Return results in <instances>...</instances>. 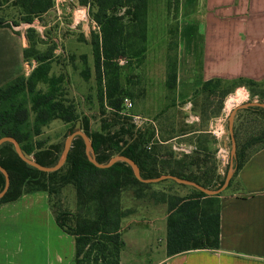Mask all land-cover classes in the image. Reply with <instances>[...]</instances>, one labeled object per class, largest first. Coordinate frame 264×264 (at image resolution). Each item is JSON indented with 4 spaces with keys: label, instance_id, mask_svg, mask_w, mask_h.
I'll use <instances>...</instances> for the list:
<instances>
[{
    "label": "rangeland",
    "instance_id": "obj_1",
    "mask_svg": "<svg viewBox=\"0 0 264 264\" xmlns=\"http://www.w3.org/2000/svg\"><path fill=\"white\" fill-rule=\"evenodd\" d=\"M166 1L168 20L171 23L163 52L159 51L161 32L152 29L149 32L150 39L147 41V30H143L137 24L132 26L134 23L124 18L121 22L124 31L112 52L111 60L106 61L101 69L100 84L93 68L91 35L100 37L101 33L99 25L92 18L95 12L92 7L87 9V17L95 24L94 29L91 24L87 27L88 22L84 18L76 27H71L72 12L76 19L81 18L84 14L83 7H86L79 4L78 0L61 9V13L70 10L71 14L64 17L62 14L58 17L56 12L52 11V7L44 14L28 16L24 14L26 11L22 0H0V21L23 39L25 50L30 49L34 56L45 58L47 73L43 82L38 84V88L42 91L52 90L56 98L70 106L78 117L71 124L54 120L45 126L37 139L44 143L45 148L55 144L63 146L68 135L77 130L83 131L80 119L85 116L91 132L115 136H120L123 132L122 141L138 147L142 180L173 175L181 179L194 180L193 182L198 181L197 183L204 188L217 190L222 185L230 165L228 116L234 108L247 102L264 103V82L227 84L204 91L197 107L199 109L197 113L200 115L198 127L194 128L201 130L196 142L202 152L193 154L194 152H191L193 149H189L187 145L184 149H175L172 139L178 134L193 130L194 126L190 127L188 112L183 113L172 106V93L167 89L171 80L167 77L164 79L163 94L156 84V79L151 80L146 76L147 71L156 70L155 63H146V56L153 58L159 53L166 56L168 77L172 72L176 9L173 8L174 0ZM125 10L119 8L113 14L122 16ZM28 18L31 20L30 23L26 21ZM25 62L31 72L38 65L32 58L25 59ZM235 116L236 160L233 161L232 167L236 172L237 165L246 156V151L264 146V109H242L237 111ZM213 118L216 125L210 126ZM29 120H33L31 113ZM221 138L226 140V148L218 145L216 152L215 145L219 144ZM213 157H216L218 162L215 168ZM223 161L225 165H222ZM120 166L123 168L121 171L113 174L111 178L107 177L110 178L109 182L114 192L104 201L108 207L120 209L123 243L130 227L134 225L140 227L146 225L149 219L157 221L163 219L158 217L165 213L168 215L167 202L195 197L197 205L195 213L205 218L207 214L212 215L215 212L218 205L217 197L226 191L210 199L200 198L196 197L199 193L194 188L179 185L171 180L145 184L129 174L131 171L129 166ZM68 169L66 164L57 173L51 172L52 174L40 177L38 185H27L23 189L25 192L40 188L49 191L50 208L60 216L65 229H70L73 225L72 219L75 221L77 214L80 218H92L95 215L91 203H86L82 206L83 209L77 207L74 187L70 181L66 182Z\"/></svg>",
    "mask_w": 264,
    "mask_h": 264
},
{
    "label": "crops",
    "instance_id": "obj_2",
    "mask_svg": "<svg viewBox=\"0 0 264 264\" xmlns=\"http://www.w3.org/2000/svg\"><path fill=\"white\" fill-rule=\"evenodd\" d=\"M166 8V0H147L146 40L152 29L161 32L162 52L171 23ZM175 15L176 74L171 104L188 112L190 127H194L172 140L175 149L187 145L196 154L202 152L196 142L201 130L194 128L200 119L197 107L203 85L215 81L227 85L240 79L264 82V0H178ZM24 48L20 36L0 27V87L30 75ZM146 63H155L156 70L147 71L146 76L156 79L164 94L165 54L147 55ZM214 123L213 118L210 126ZM236 127L235 116L234 132ZM218 145L226 148V140H219L216 152ZM245 154L226 191L217 197V248L167 256L165 213L158 217L163 219L129 228L120 264H264V146ZM214 159L215 168L218 162ZM73 257V239L57 226L46 192L24 194L0 204V264H74Z\"/></svg>",
    "mask_w": 264,
    "mask_h": 264
},
{
    "label": "trees",
    "instance_id": "obj_3",
    "mask_svg": "<svg viewBox=\"0 0 264 264\" xmlns=\"http://www.w3.org/2000/svg\"><path fill=\"white\" fill-rule=\"evenodd\" d=\"M22 2L26 11L24 14L28 16L44 14L52 7V0H22ZM78 3L94 9L95 12L92 18L100 27V37L94 34L91 35L93 68L97 82L100 84L101 69L106 61L111 60L112 52L124 31L121 23L123 19L128 18V21L134 23L132 26L137 24L143 30L146 29L147 0H78ZM177 4L178 0H174L173 8L176 9ZM119 8H125L126 10L122 16H115L113 12ZM26 21L27 23L31 22L29 18ZM2 23L0 21V27L9 28V26H4ZM174 48L172 72L169 77L166 75L171 80V84L167 85V89L171 93L176 74V30ZM33 54L34 52L30 49L23 51L24 60L32 58L36 63L38 62L37 67L30 75L27 78L18 77L9 85L0 87V138L11 137L15 139L20 148L29 154L36 163L45 167H52L57 163L58 155L60 156L63 146L55 144L45 148L44 143L37 140L42 134V129L54 120L71 124L78 117L70 106H66L63 100L56 98L52 90L42 91L38 88V84L45 79L47 71L45 58L42 56L36 57ZM235 83L256 84L244 79L231 84ZM219 86L221 84L218 81L208 82L203 85L201 92ZM30 113L33 115L32 121L29 120ZM80 121L82 132L91 140L97 163L106 164L113 156H124L132 160L140 171L138 147L124 143L121 138L124 136L123 132L120 133V136L91 132L88 119L83 116ZM237 160H239L238 156ZM66 164L69 167L66 182L67 180L70 181L74 187L77 207L81 209L86 203H91L90 205L95 213L92 218H80L77 214L75 221L72 219L73 225L70 229H65L60 216H57L52 210L59 229L73 239L74 264H119L120 253L124 247L120 227L122 216L119 207H116V209L108 207L104 199L111 197L114 192L109 182L110 178L123 169L120 165L125 166L126 164L117 162L106 169L94 167L88 162L84 154V144L78 137L72 141L64 165ZM0 166L6 170L9 177V187L0 199V204L15 201L24 194L37 191L46 192L50 201L51 193L44 188L27 192L23 189L27 185H38L40 177L55 174L63 167L52 173L37 171L23 163L9 143L0 146ZM239 166L240 164L237 165V169ZM129 174L133 176L131 171H129ZM197 182L195 183L200 185ZM98 183H100L99 186H97ZM3 186L4 178L0 173V191ZM198 193L196 197L213 198L199 191ZM167 207L165 239L167 256L190 250L215 249L218 247V205L215 212L212 215L207 214L205 218H201L195 213L197 208L195 197L180 199L176 202L169 201Z\"/></svg>",
    "mask_w": 264,
    "mask_h": 264
},
{
    "label": "water",
    "instance_id": "obj_4",
    "mask_svg": "<svg viewBox=\"0 0 264 264\" xmlns=\"http://www.w3.org/2000/svg\"><path fill=\"white\" fill-rule=\"evenodd\" d=\"M248 108L264 109V103L247 102L245 104H242V105L234 108L230 112L228 119H227V129H228L230 142H231V148H230V154H229L230 155V165L227 169V172L225 174V178H224L222 185L217 190H210V189L204 188V187L196 184L195 182L185 180V179H181V178H177V177L172 176V175H162V176H159L157 178L142 180L140 177V171H139L138 166L132 160H130L124 156H114L106 164H99V163H97V161L95 159V154H94V150H93V147L91 144V140L81 130L74 131L70 135L67 136V138L64 141L63 149H62V152L59 156V159H58L57 163L52 167H45V166H42V165H39L38 163H36L29 154L25 153L20 148L18 142L11 137L0 138V146L3 144H6V143L11 144L13 146L15 154L23 163H25L26 165L36 169L37 171H40L43 173H51V172H55V171L59 170L64 165L66 158H67V155L69 153V150L71 148L72 141L78 137L82 140V142L84 144V154H85L88 162L91 163L96 168L106 169V168L111 167L112 165H114L117 162H122V163H125L127 166L130 167L132 174H133L135 179H137L138 181H141L145 184L159 183L161 181L171 180V181H173L179 185L194 188L195 190L203 193L206 196L214 197V196H217L220 193H222L227 188L232 176L234 175L235 169L232 167V163L236 158V143H235V139H234V130H233L234 116H235V113L237 111L242 110V109H248ZM0 173L2 174V176L4 178V186H3V189L0 191V199H1L9 187V177H8L6 170L3 169L1 166H0Z\"/></svg>",
    "mask_w": 264,
    "mask_h": 264
},
{
    "label": "built area",
    "instance_id": "obj_5",
    "mask_svg": "<svg viewBox=\"0 0 264 264\" xmlns=\"http://www.w3.org/2000/svg\"><path fill=\"white\" fill-rule=\"evenodd\" d=\"M75 0H52V11L56 12V14L58 15V17L61 15L62 17L68 16L70 15V10H66V12L61 13V9H63V7H68L69 5L74 4ZM84 8V14L81 18H75L73 12H72V16H71V27H76L78 24H80V22L82 21L81 19L84 18L86 20L87 23V27H89V24L92 25V29L95 28V24L93 23V21H91L88 17H87V9L88 6L83 7ZM97 28V27H96ZM130 106V104H127ZM216 125V123H214ZM214 125V126H215ZM215 132V131H214Z\"/></svg>",
    "mask_w": 264,
    "mask_h": 264
}]
</instances>
